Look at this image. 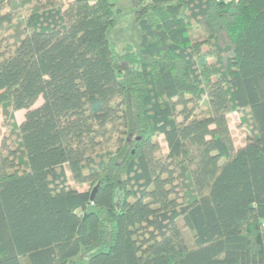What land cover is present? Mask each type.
I'll return each mask as SVG.
<instances>
[{
	"label": "trees",
	"instance_id": "1",
	"mask_svg": "<svg viewBox=\"0 0 264 264\" xmlns=\"http://www.w3.org/2000/svg\"><path fill=\"white\" fill-rule=\"evenodd\" d=\"M131 2L0 3V264H264V0Z\"/></svg>",
	"mask_w": 264,
	"mask_h": 264
},
{
	"label": "rangeland",
	"instance_id": "2",
	"mask_svg": "<svg viewBox=\"0 0 264 264\" xmlns=\"http://www.w3.org/2000/svg\"><path fill=\"white\" fill-rule=\"evenodd\" d=\"M117 4L119 5V7L122 9L123 12L125 13H129L132 10V2L131 0H116ZM130 15V14H129ZM128 16V14H127ZM127 18V17H125ZM126 26L125 25H118L117 27L113 28L110 32V36L112 38L116 37L117 42H118V50L119 51H123L124 47L126 46L127 43V32H126ZM41 102V100L39 101V103ZM1 113V112H0ZM25 114L24 110L19 111L18 115L19 118ZM230 117V127L233 129V134L236 138V143L240 144L242 143L245 137V132L240 128V126H238V121H240V113L239 112H232L229 114ZM17 122L18 119L16 118ZM7 126L4 125L2 123V115L0 116V139L2 137V134L4 131H6ZM162 144L165 145V142L161 141ZM186 234L189 240H192L190 232L186 229Z\"/></svg>",
	"mask_w": 264,
	"mask_h": 264
},
{
	"label": "crops",
	"instance_id": "3",
	"mask_svg": "<svg viewBox=\"0 0 264 264\" xmlns=\"http://www.w3.org/2000/svg\"><path fill=\"white\" fill-rule=\"evenodd\" d=\"M2 2H4V0H0V3H2ZM19 111H22L23 112V109H21V110H17L16 112H15V116H16V118L18 119V121H22V119L24 118V114L19 118V115H18V112ZM24 112H25V110H24ZM0 116H1V113H0Z\"/></svg>",
	"mask_w": 264,
	"mask_h": 264
},
{
	"label": "built area",
	"instance_id": "4",
	"mask_svg": "<svg viewBox=\"0 0 264 264\" xmlns=\"http://www.w3.org/2000/svg\"><path fill=\"white\" fill-rule=\"evenodd\" d=\"M263 225H264V222H263Z\"/></svg>",
	"mask_w": 264,
	"mask_h": 264
}]
</instances>
